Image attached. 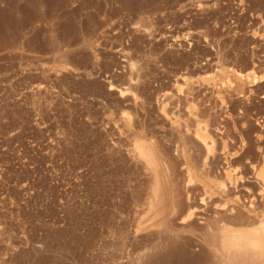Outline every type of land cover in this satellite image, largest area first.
I'll list each match as a JSON object with an SVG mask.
<instances>
[{"label": "rangeland", "instance_id": "374dc122", "mask_svg": "<svg viewBox=\"0 0 264 264\" xmlns=\"http://www.w3.org/2000/svg\"><path fill=\"white\" fill-rule=\"evenodd\" d=\"M0 264H264V0H0Z\"/></svg>", "mask_w": 264, "mask_h": 264}, {"label": "bare ground", "instance_id": "6f19581e", "mask_svg": "<svg viewBox=\"0 0 264 264\" xmlns=\"http://www.w3.org/2000/svg\"><path fill=\"white\" fill-rule=\"evenodd\" d=\"M240 252V251H239ZM241 253H243L242 251H241ZM239 257H241V255L239 256ZM243 257V256H242ZM243 261V260H242Z\"/></svg>", "mask_w": 264, "mask_h": 264}]
</instances>
